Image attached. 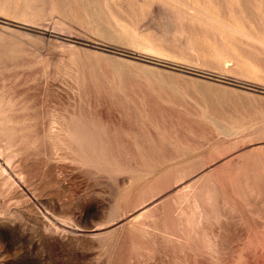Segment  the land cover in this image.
<instances>
[{"label":"rangeland","instance_id":"rangeland-1","mask_svg":"<svg viewBox=\"0 0 264 264\" xmlns=\"http://www.w3.org/2000/svg\"><path fill=\"white\" fill-rule=\"evenodd\" d=\"M0 264H264V0H0Z\"/></svg>","mask_w":264,"mask_h":264},{"label":"bare ground","instance_id":"bare-ground-1","mask_svg":"<svg viewBox=\"0 0 264 264\" xmlns=\"http://www.w3.org/2000/svg\"><path fill=\"white\" fill-rule=\"evenodd\" d=\"M252 85V84H251ZM256 86V85H255ZM54 124V123H53ZM55 127V126H54ZM74 127V126H73ZM69 128H67V130H68ZM73 129V128H72ZM70 132H72V131H70ZM70 137V136H69ZM75 138V137H74ZM145 208V207H144ZM149 208V207H148ZM147 209V208H146ZM145 209V210H146ZM144 211V210H143ZM142 212V211H141ZM98 231H100V230H98ZM98 231H97V233H98ZM74 232V231H73ZM95 232V231H94ZM102 234V233H101ZM96 235H98V234H96Z\"/></svg>","mask_w":264,"mask_h":264}]
</instances>
